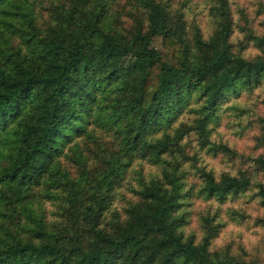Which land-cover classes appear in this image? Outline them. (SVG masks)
I'll return each instance as SVG.
<instances>
[{"label":"trees","instance_id":"trees-1","mask_svg":"<svg viewBox=\"0 0 264 264\" xmlns=\"http://www.w3.org/2000/svg\"><path fill=\"white\" fill-rule=\"evenodd\" d=\"M66 1L39 30L28 0H0V26L21 43L0 29V264H250L208 251L212 218L198 243L184 236L178 211L196 180L195 196L253 187L264 205V0H202L191 20L133 0L128 29L111 0ZM242 97L254 156L218 136Z\"/></svg>","mask_w":264,"mask_h":264},{"label":"rangeland","instance_id":"rangeland-1","mask_svg":"<svg viewBox=\"0 0 264 264\" xmlns=\"http://www.w3.org/2000/svg\"><path fill=\"white\" fill-rule=\"evenodd\" d=\"M161 1L166 3L171 10L181 8L189 20L199 15L201 4L203 3L202 0H191V3L187 5H184V0ZM28 3L32 6L36 27L39 30H46L53 23V11L55 8L67 5L66 0H28ZM109 7L116 25L124 29H128L132 23L130 13H141L133 0H111ZM261 15V25L259 26L264 32V7L262 8ZM0 29L4 31L3 37H8L13 47L21 44L17 36L7 32L8 29L1 26ZM21 49L22 52L25 51L23 46H21ZM234 49H237L236 43H234ZM253 53L256 52L251 49L243 52V55L252 56ZM243 99L242 97L240 101H234V106L230 109L228 120L223 128L218 130V136H222L223 141L227 145L236 148L238 152H241L244 147L247 156H254L260 150L252 149L253 143L245 146L246 140L244 138L241 139L242 134L248 132L249 128L246 114H244L243 119H240L237 113V106H242ZM244 130L246 131L244 132ZM214 139L217 140L218 138L215 137ZM84 140L78 141L81 148L87 145ZM192 144L196 145L195 140H192ZM238 146H241V148H238ZM200 163L204 164L206 169L214 171L215 175L227 169L219 160L210 159L208 155H201ZM196 166L194 164L191 169L194 171ZM134 167L137 168L138 165L135 164ZM143 169L145 175L151 171L145 165H143ZM190 179L195 178L191 176ZM137 183V178L132 175L130 177V185L136 186ZM190 183L188 182L186 186L190 185ZM199 185L200 180H196L193 196L185 198L184 205L178 211L183 216L184 222L180 230L184 236L192 234L195 243H198L204 233L202 218H212L210 225L216 226V231L210 241L208 251L218 254L225 253L232 257L243 259L250 264H264V229L255 223L256 218L264 216V205H261L258 197L253 195L256 189L251 187L235 199L226 198L223 202H218L214 199H204L201 196H195ZM128 197H130V193L123 191V198L117 199L115 202L116 208L119 209L123 201H126ZM44 206L47 213L53 211V206L50 202H45Z\"/></svg>","mask_w":264,"mask_h":264}]
</instances>
